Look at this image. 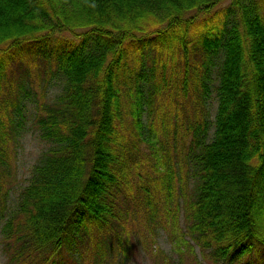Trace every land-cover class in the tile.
Segmentation results:
<instances>
[{
    "label": "trees",
    "instance_id": "1",
    "mask_svg": "<svg viewBox=\"0 0 264 264\" xmlns=\"http://www.w3.org/2000/svg\"><path fill=\"white\" fill-rule=\"evenodd\" d=\"M222 1L0 0L9 26L0 27V232L10 264H50L67 245L104 261L126 251V221L146 214L172 226L176 255L153 247L155 264H185V253L198 264H264V0L212 12ZM37 77L44 90L63 86L36 106L48 147L12 205L14 113ZM217 184L235 190L231 204Z\"/></svg>",
    "mask_w": 264,
    "mask_h": 264
},
{
    "label": "rangeland",
    "instance_id": "2",
    "mask_svg": "<svg viewBox=\"0 0 264 264\" xmlns=\"http://www.w3.org/2000/svg\"><path fill=\"white\" fill-rule=\"evenodd\" d=\"M230 5L229 0H224L216 7H214L211 11L215 12L217 10H222L223 8ZM222 20V19H221ZM230 18H227V22ZM223 23V20H222ZM227 25V23H226ZM0 27H4L6 29L9 28L8 20L4 17L0 16ZM21 62L20 59H13L10 61V65L8 67V72L12 73V66L17 67ZM213 77L215 78L218 73V65H212ZM34 69L36 67L34 66ZM10 76H13L10 74ZM185 75L182 76L181 80L183 81ZM56 77V76H53ZM192 78L189 79L188 85L189 90L191 87H194L191 82ZM30 82L26 83V92H30L28 95H24L22 97L21 113L15 115V120L17 123V131L15 133V139L13 144V158H12V170L11 174L8 177L10 182V204L14 205L16 203L17 197L19 196L20 188L29 182V178L31 175L32 167L39 161L42 152L48 147V143L41 137L40 130L35 122V116L38 112V108L36 107L38 102L43 99L54 98L57 95L63 86V81L60 79H54L51 84L44 90L43 84L44 82H40V79L37 77L35 80H29ZM218 81H213L210 85L211 93L207 97V107H209V119L211 123L214 122L218 98H217V90L216 85ZM32 88V90H31ZM24 91V92H25ZM146 147V145H144ZM234 166H232L233 168ZM180 178L178 177L176 180L175 187V195L180 199ZM192 185H188V189L185 190V195L192 192ZM218 193V200L222 199L230 202L231 204L236 196L234 194L235 190H228L224 187L223 191H220L219 185L217 184V188H215ZM135 192V191H134ZM139 197L143 199L142 192L138 193ZM184 196L181 197V200ZM175 205V203H174ZM226 207V206H225ZM185 206L184 202L181 203V209L179 213V222L182 224L185 220ZM171 219V218H170ZM152 221L149 215H145L143 218H138L136 220H127L126 226L123 228L129 234V245L126 247V251H113L106 260H100L99 256L94 252L90 253L92 250L88 248L84 257L81 256L80 250L72 246H65L63 250L57 253L54 256V259L50 264H155L156 258L152 259L150 250L154 247L162 249L167 253H172L174 256L176 253L172 250L171 238L169 236L170 230L172 228L171 225H168L165 228L162 224L158 222H153L152 224L148 223ZM146 242V244H145ZM84 249V248H83ZM157 250V249H156ZM85 251V250H83ZM152 252V251H151ZM126 253V255H124ZM159 254V253H158ZM161 256V254H159ZM190 253H185L187 257V262L185 264H198L196 257ZM153 256V253H152ZM252 262L255 261L253 257L251 259ZM258 262H260L257 259ZM162 263V261H160ZM264 263V261L260 262ZM0 264H10L8 261V256L6 254L4 248V241L2 240V235L0 232ZM206 264V263H205ZM257 264V263H254Z\"/></svg>",
    "mask_w": 264,
    "mask_h": 264
},
{
    "label": "bare ground",
    "instance_id": "3",
    "mask_svg": "<svg viewBox=\"0 0 264 264\" xmlns=\"http://www.w3.org/2000/svg\"><path fill=\"white\" fill-rule=\"evenodd\" d=\"M227 207V206H226Z\"/></svg>",
    "mask_w": 264,
    "mask_h": 264
}]
</instances>
